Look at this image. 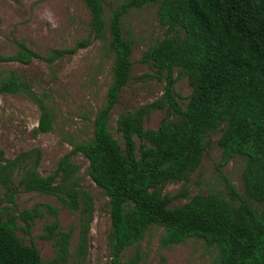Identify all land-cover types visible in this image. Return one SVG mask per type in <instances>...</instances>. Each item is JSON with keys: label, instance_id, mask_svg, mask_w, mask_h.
<instances>
[{"label": "trees", "instance_id": "16d2710c", "mask_svg": "<svg viewBox=\"0 0 264 264\" xmlns=\"http://www.w3.org/2000/svg\"><path fill=\"white\" fill-rule=\"evenodd\" d=\"M84 2L91 14L89 38L71 49L52 50L43 59L53 63L93 39L107 45L113 57L112 80L95 115L93 138L73 143L48 176L37 171L39 154L34 161H29V152L0 161V189L10 203L15 204L20 191L57 196L64 206L80 212L79 239L72 252L73 232L61 229L58 220L47 224L43 237L53 242L54 256L45 262L40 249L18 235V231L30 233L43 215L39 209L18 215H4L0 209V264H88L95 202L80 183V167L72 160L75 155L87 159L88 176L109 199V264H137L138 254L126 262L122 254L142 241L152 226L164 229L161 244L165 247L196 238L217 249L218 264H264V0H124L108 19L106 0ZM147 5L158 7L166 33L142 54L140 62L165 83L164 94L119 116L122 147L111 131L110 119L133 66V41L124 36L123 17ZM35 58L42 57L25 44H18L12 56L0 54V62L29 64ZM183 77L192 87L185 107L175 96V85ZM0 93L32 99L41 112L35 132L53 130V108L14 72L0 78ZM164 107L175 119L145 129L146 117ZM218 130L222 132L221 166L238 157L245 161L243 193L223 174L227 197L216 193L190 197L187 189L173 196L164 193L172 182H189L210 146L209 136ZM21 169L24 175L15 185V173ZM178 197L188 201L171 207ZM49 209L56 212L54 207Z\"/></svg>", "mask_w": 264, "mask_h": 264}, {"label": "rangeland", "instance_id": "374dc122", "mask_svg": "<svg viewBox=\"0 0 264 264\" xmlns=\"http://www.w3.org/2000/svg\"><path fill=\"white\" fill-rule=\"evenodd\" d=\"M124 0H106L105 17ZM156 5L132 9L123 17V32L133 41L131 79L122 89L118 103L111 112L110 128L114 137L123 139L117 129L119 116L126 112L152 104L164 94V82L158 79L154 70L141 63L142 54L153 44L165 37L166 28L159 21ZM91 14L84 0H0V54L12 56L18 51V44H25L42 58H35L29 64L0 62V78L14 72L25 80L40 98L53 108L55 121L53 130L36 133L40 109L25 95L0 93V161L14 159L29 152V161L39 154L37 171L50 175L59 160L70 153L72 144L93 138L94 119L106 100L111 84L113 57L106 44L92 40L89 45L73 54L49 63L43 59L52 50L71 49L78 42L87 40L91 34ZM177 75V72H175ZM192 87L188 78L179 79L175 85V96L179 104L186 106ZM173 121L174 115L164 107L155 109L145 119V129H157L163 120ZM222 132L218 130L209 136L207 149L201 166L192 172L189 182H172L164 193L176 195L187 189L190 197L198 194L216 193L227 197V188L222 174L243 193V172L245 161L238 157L221 166L222 151L218 141ZM139 149L140 142L137 141ZM80 167L81 185L94 198V219L88 236V264H109L108 237L111 231L109 199L88 176L89 163L82 155L72 157ZM33 165V162H31ZM24 171L15 173V185ZM187 198H176L171 207L185 204ZM49 206L56 208L52 212ZM37 208L43 214L32 225L30 233L18 231L28 244H35L43 261L54 256L53 242L43 237L45 226L58 220L61 229L73 232L71 251L74 252L79 239L80 212L64 206L54 195L41 192L20 191L15 204L0 189V209L18 215L26 209ZM20 226L24 227L22 222ZM164 229L152 226L145 238L127 248L122 254L126 262L137 254V264H218L217 249L208 246L204 240L192 238L184 243L165 247L161 244Z\"/></svg>", "mask_w": 264, "mask_h": 264}]
</instances>
